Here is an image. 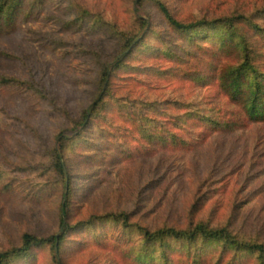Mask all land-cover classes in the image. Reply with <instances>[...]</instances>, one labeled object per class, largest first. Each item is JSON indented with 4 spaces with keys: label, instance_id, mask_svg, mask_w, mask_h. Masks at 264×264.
<instances>
[{
    "label": "rangeland",
    "instance_id": "374dc122",
    "mask_svg": "<svg viewBox=\"0 0 264 264\" xmlns=\"http://www.w3.org/2000/svg\"><path fill=\"white\" fill-rule=\"evenodd\" d=\"M137 1L25 0L17 32L0 39V251L24 234H58L63 188L50 152L95 99L101 69L122 51L123 33L147 46L116 72L111 95L118 104L152 103L143 113L150 128L125 121L130 108L112 99L83 139L67 145L70 223L126 213L151 231L203 223L242 242H264V125L210 131L202 124L216 120L215 105H225L213 98L206 73L224 34L217 23L246 17L236 23L257 50L264 0H142L139 12ZM157 2L183 24L214 25L196 39L182 36ZM139 18L149 22L144 31ZM255 24L263 29L258 36ZM121 234L104 221L72 232L61 264H144L134 255L144 250L142 238ZM155 257L149 264H257L254 255L201 240L167 239ZM16 264L57 263L52 248L42 246Z\"/></svg>",
    "mask_w": 264,
    "mask_h": 264
},
{
    "label": "trees",
    "instance_id": "16d2710c",
    "mask_svg": "<svg viewBox=\"0 0 264 264\" xmlns=\"http://www.w3.org/2000/svg\"><path fill=\"white\" fill-rule=\"evenodd\" d=\"M24 2L25 0H0V39L9 37L17 32V21L21 12L25 9ZM138 6H140L137 8L139 12L142 0H139ZM157 6L167 24L180 35L188 36L190 39H196L198 31H204L210 25H214V23H207L206 21L183 24L174 18L162 2H157ZM139 19V31H144L149 22L147 19ZM238 21L247 22L246 17L240 15L217 23L225 26L224 34L221 37L219 36V44L212 49L213 56L209 59L211 65L206 66L207 69L209 68L206 73L213 79V98L216 100L223 99L225 103L221 108H217V105H215L216 120L207 119L209 124L202 123L210 131L237 130L255 125H264V43L256 50L238 28L236 23ZM251 31L255 36H258L257 33L263 32V29L255 24ZM121 38L124 42L122 51L110 64H106L101 69L99 92L95 99L81 113L79 118L73 122L69 130L70 134H65L64 131L57 136L56 146L50 152L51 165L55 173L61 178L63 188L58 234L50 237H39L32 234L22 235L18 245L0 251V264L23 262L33 256L35 251L42 246L51 247L56 263L61 264L59 256L67 242V237L69 238L70 234L77 230L91 228L99 221L119 227L122 232L121 235L125 238L129 232L137 233L143 240L144 250L140 254H136L134 251V255L137 262L144 264H149L150 261L155 262L156 247L162 246L167 239L190 243L198 240L217 244L224 243L231 249L241 250L254 255L257 264H264V242H242L234 238L225 227L211 229L205 224L199 223L185 230L163 227L151 231L138 224L131 223L126 213H108L90 221L70 223L72 183L66 161L67 145L69 143L70 145L75 144L78 139L82 140L84 131L101 117L100 113L108 105L112 104L124 108V110L130 108L131 111L126 115L125 121H130L133 125L134 122H138L142 131H147L150 128L151 120L143 113L150 111L152 103L142 100L118 104L114 102V98L111 95L113 93L111 83L116 72L126 67L129 56L136 53L140 48L147 46L143 38L136 35L131 36L128 33H123ZM260 41L264 42V37H260ZM165 50L166 48L163 52ZM166 54H168V51ZM196 74L198 75L199 73ZM1 82L6 85L18 84L17 80L8 78L1 79ZM112 99L113 103L111 104ZM143 134L145 135V133ZM102 147L103 143H101L100 150Z\"/></svg>",
    "mask_w": 264,
    "mask_h": 264
}]
</instances>
